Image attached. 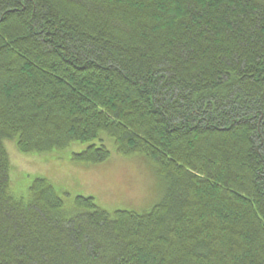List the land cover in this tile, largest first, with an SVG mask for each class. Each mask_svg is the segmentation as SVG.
<instances>
[{
	"label": "trees",
	"instance_id": "obj_1",
	"mask_svg": "<svg viewBox=\"0 0 264 264\" xmlns=\"http://www.w3.org/2000/svg\"><path fill=\"white\" fill-rule=\"evenodd\" d=\"M101 133L165 180L151 210L13 195L4 139ZM0 264H264V0H0Z\"/></svg>",
	"mask_w": 264,
	"mask_h": 264
},
{
	"label": "rangeland",
	"instance_id": "obj_2",
	"mask_svg": "<svg viewBox=\"0 0 264 264\" xmlns=\"http://www.w3.org/2000/svg\"><path fill=\"white\" fill-rule=\"evenodd\" d=\"M91 144L104 145L109 152L106 160L96 163L71 161ZM9 157V184L15 196L29 200V187L34 177H45L62 197L67 215L76 213V196L92 197L108 212L132 210L146 212L158 204L165 193L166 182L156 167L141 154L122 155L112 137L101 133L91 142H73L66 149L50 153L21 152L16 139H4Z\"/></svg>",
	"mask_w": 264,
	"mask_h": 264
}]
</instances>
